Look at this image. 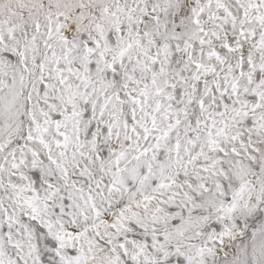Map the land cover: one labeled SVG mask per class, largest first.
I'll return each instance as SVG.
<instances>
[{
    "label": "snow or ice",
    "instance_id": "obj_1",
    "mask_svg": "<svg viewBox=\"0 0 264 264\" xmlns=\"http://www.w3.org/2000/svg\"><path fill=\"white\" fill-rule=\"evenodd\" d=\"M0 264H264V0H0Z\"/></svg>",
    "mask_w": 264,
    "mask_h": 264
}]
</instances>
